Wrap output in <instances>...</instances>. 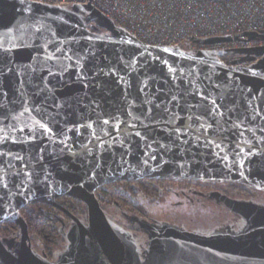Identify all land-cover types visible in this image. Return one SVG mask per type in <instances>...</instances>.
Masks as SVG:
<instances>
[{"label":"water","instance_id":"1","mask_svg":"<svg viewBox=\"0 0 264 264\" xmlns=\"http://www.w3.org/2000/svg\"><path fill=\"white\" fill-rule=\"evenodd\" d=\"M0 61V229L20 228L16 242L0 236L2 264L142 261L96 194L114 181L219 178L264 190V46L148 45L91 4L0 0ZM214 195L245 218L243 233L203 236L142 221L149 249L141 264H264V206ZM62 196L84 202L87 221ZM35 203L73 220L60 260L32 248L20 209Z\"/></svg>","mask_w":264,"mask_h":264},{"label":"rangeland","instance_id":"2","mask_svg":"<svg viewBox=\"0 0 264 264\" xmlns=\"http://www.w3.org/2000/svg\"><path fill=\"white\" fill-rule=\"evenodd\" d=\"M101 33L106 34L107 31L104 30ZM182 49L189 50L185 47ZM242 184L245 183L219 178H171L162 189H159L155 197L146 196L143 193L135 195L125 188L115 186L125 195L123 196L125 198L112 202L106 199L102 206L113 220L120 225L122 223V226L132 233L139 248V258L143 260L149 249V236L141 227L140 220L155 226L172 225L203 236L243 233L247 225L245 218L232 212L214 195L215 192L224 194L227 192L236 195L234 198H237L238 189L236 188L240 189ZM105 185L107 184L101 186ZM245 190L249 192V195L246 194L244 200H251L264 206V193L260 192L263 189L249 185V188ZM74 200L76 201H69V209L83 221H87L85 203L76 198ZM40 207V205H29L28 208L36 213L37 218L49 220L55 231L52 232L53 235L47 237L48 241L31 231L33 249L43 254L47 248L50 250V258L53 261L60 260L62 255L70 250L67 232L73 220L69 216L65 218L54 210ZM134 219H138V222H133Z\"/></svg>","mask_w":264,"mask_h":264},{"label":"built area","instance_id":"3","mask_svg":"<svg viewBox=\"0 0 264 264\" xmlns=\"http://www.w3.org/2000/svg\"><path fill=\"white\" fill-rule=\"evenodd\" d=\"M70 8L91 4L121 29L148 45L214 52L264 46L247 32L264 33V0H31ZM231 36L229 41H195ZM230 62L233 56H222Z\"/></svg>","mask_w":264,"mask_h":264},{"label":"trees","instance_id":"4","mask_svg":"<svg viewBox=\"0 0 264 264\" xmlns=\"http://www.w3.org/2000/svg\"><path fill=\"white\" fill-rule=\"evenodd\" d=\"M169 180H171V178L145 177L136 180L116 181L115 183H110L99 187L96 191V194L99 197L101 203H104L106 199H109L110 202L119 199L122 200V197L125 195L115 187L120 186L121 188L129 190L131 193L133 192L135 195L138 193H143L146 196L155 197L157 196L159 189H162ZM62 200L64 202V206H69V201H76L74 198H70L68 196H63ZM39 205L41 206L40 208H49L55 211V209L50 208L46 204ZM56 212L60 213L59 210H56ZM22 214L29 216L30 231L39 234L44 240L48 241L47 237L53 235L52 232L55 231L51 222L45 218H37L35 212L29 213L28 210L22 211Z\"/></svg>","mask_w":264,"mask_h":264},{"label":"flooded vegetation","instance_id":"5","mask_svg":"<svg viewBox=\"0 0 264 264\" xmlns=\"http://www.w3.org/2000/svg\"><path fill=\"white\" fill-rule=\"evenodd\" d=\"M89 25H91L92 30H96V31H98V32H103V31H104V29H102V28H99V27L93 26V23H92V22H89ZM239 185H240V184H239ZM241 187H242V188H241ZM241 187H240V189H239V188H236V189H238V192H236V194H237V198L245 199V198H246V194L249 195V194H248L249 192H247V191L245 190V188H249V185H247V184L245 183V184H242ZM233 190H235V189L233 188ZM260 192L264 193L263 190H261ZM225 193L228 194V195H230L231 197H235V196H236V195H233L232 193H227V192H225ZM62 197H63V196H62ZM62 197H60V198L57 199V201H58L60 204H63V203H64L63 200H62ZM64 197H65V196H64ZM29 205H34V206H36V205H39V204H38V203H35V204H27V205L23 206V207L20 209L21 213H22V211H24V210H28L29 213H30L31 211H30V209L28 208ZM46 205H48L50 208L55 209V211H56V210H59L57 207H55V206H53V205H49V204H46ZM66 207H68V206H66ZM68 208H69V207H68ZM47 209H48V210H51V209H49V208H47ZM59 211H60L59 214L65 216V218H66V216L68 217V215H66L63 211H61V210H59ZM22 215H23V214H22ZM23 216L25 217V219H26L27 222H28L29 231H30L29 216H25V215H23ZM65 218H64V219H65ZM137 220H138V219H134L133 222H138ZM139 222H142V220H140ZM123 224H124V223H123ZM121 225H122V223H121ZM124 225H125V224H124ZM12 231L15 232V234H13ZM0 236H1L2 239H8V240H12V242H16V241H18L19 238H20V228H19V226H18L17 224H15V223H13V222H4V223H2V225H1ZM30 236H31V238H32L31 231H30ZM31 241H32V240H31ZM5 247H6V248H15L14 245H12L11 247H9V245H6ZM32 248H33V245H32ZM67 248H69V246H68ZM138 250H139V248H138ZM66 252H67V251H66ZM60 253H61V252H60ZM62 253H64V252H62ZM43 255H45L48 259L52 260V258H50V257H51L50 250H48L47 248H46L45 252L43 253ZM0 264H2L1 261H0Z\"/></svg>","mask_w":264,"mask_h":264},{"label":"snow or ice","instance_id":"6","mask_svg":"<svg viewBox=\"0 0 264 264\" xmlns=\"http://www.w3.org/2000/svg\"><path fill=\"white\" fill-rule=\"evenodd\" d=\"M5 55H7V53H5ZM10 59V58H9ZM0 62H2V61H0ZM5 68H7V70L10 72L12 69L11 68H9L8 67V65L7 64H5ZM6 73L3 71V70H0V76H2V75H5ZM105 123H107V121H105ZM44 127H46V126H44ZM50 130V129H49Z\"/></svg>","mask_w":264,"mask_h":264},{"label":"bare ground","instance_id":"7","mask_svg":"<svg viewBox=\"0 0 264 264\" xmlns=\"http://www.w3.org/2000/svg\"><path fill=\"white\" fill-rule=\"evenodd\" d=\"M146 254H148V251H146ZM128 260H130V258L125 257L124 262L127 261V262H126L127 264H129V263H130V264H141V262L143 261V260H142V261H137V262H133V263H132V262H128Z\"/></svg>","mask_w":264,"mask_h":264}]
</instances>
